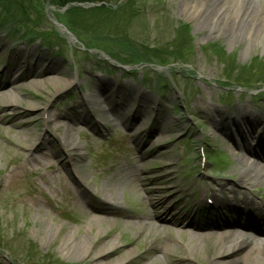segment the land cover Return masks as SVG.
I'll use <instances>...</instances> for the list:
<instances>
[{
    "label": "rangeland",
    "instance_id": "374dc122",
    "mask_svg": "<svg viewBox=\"0 0 264 264\" xmlns=\"http://www.w3.org/2000/svg\"><path fill=\"white\" fill-rule=\"evenodd\" d=\"M62 1L0 0V109L3 97L18 98L0 115V264H96L80 242L68 252L71 229L88 245L115 243L106 264H258L264 249L248 257L249 248L220 251L217 241L232 237L218 229L202 230V247L186 240L198 233L191 223L208 221L198 200L212 191L221 197L219 185L230 198L245 192L252 205L264 203V175L238 166L249 153L237 148L230 122L235 114L264 122V42L250 51L198 31L188 8L198 0ZM239 125L245 134L247 123ZM70 170L102 203L112 193L109 177L135 179L117 184L114 200L135 217L144 180L158 238L145 237L136 218L90 215L92 202ZM250 234L242 236L248 247L257 239ZM170 243L174 253L165 257Z\"/></svg>",
    "mask_w": 264,
    "mask_h": 264
},
{
    "label": "bare ground",
    "instance_id": "6f19581e",
    "mask_svg": "<svg viewBox=\"0 0 264 264\" xmlns=\"http://www.w3.org/2000/svg\"><path fill=\"white\" fill-rule=\"evenodd\" d=\"M188 8L190 9V17L196 21V29L198 31H209L210 30L213 33L219 34L223 39H226L229 44L236 45V46L243 45L245 49H249L250 51H252L256 47L257 44L259 43L263 44L264 42V39H263L264 0H198V2L190 4ZM56 82L66 84L67 79L57 78ZM1 100L3 103L2 106L4 110L0 109V115L3 111H5L6 108L13 109L16 103H18V98L13 93H10L9 97H3ZM92 101L94 103H97L99 100L97 99V96H95L93 97ZM239 119H242L243 121H238ZM45 122L50 123L52 121H45ZM230 122L231 124H233L234 127H236L237 132H238L239 141L237 142V148H242V149L247 148L248 153H249L248 157L244 156L241 158L238 166H240V168L243 169V171L247 174L246 176H248V174H251L255 177H260L264 175V161H262L259 164L257 163L253 165L252 167H250V159H252L254 155L256 156L257 154H259V157L263 159L262 154L264 150V122L254 121V118L252 117V115H246V116L244 115L242 116V118H240V116L236 114L234 115L233 120H231ZM242 122L247 123L248 128L245 127L246 134H248L252 140L257 141L256 149H255L257 151V154H256V151L253 150L254 147L251 149L250 145L244 142V139H245L243 138L244 135L241 134L243 133L242 127L239 125ZM18 126H25V123L23 124V122H19ZM70 127L71 125L70 123H68L65 128L66 134H68V129L70 131ZM259 129H262V130L259 131ZM257 132L259 133L257 134ZM59 139L61 140V138ZM16 141L18 142L17 139ZM30 145L31 144H28L27 146H30ZM2 146L5 149L4 152L9 153L11 151L12 143L6 140L5 146L4 145ZM73 149L74 150L77 149V143L73 144ZM29 158H32V155L29 156ZM22 162H26V159L24 158ZM22 162L18 163L17 165L20 166ZM137 169L140 170L139 167ZM122 173H123L122 176L109 177V179L112 182V185H111L112 193L109 196L106 195V198H104L103 200L104 202L102 203L98 199H96L98 198L96 194L82 187L81 180L79 179L80 177L78 178V174L76 175L73 170H70V174L72 176L71 179L75 185V188L78 189V191H80L81 194H84L87 197H89V200H91V202L93 203V204L90 202L88 203L91 205L88 208V209H91V210H88L90 215L94 217H98V215H113V216L122 217L124 219L136 218L139 221L137 222V224L138 223L140 224L139 227L146 230L145 237H147L148 239H152V240L157 239L158 234L156 232V225H154L155 224L154 221L156 220L154 218V215L152 214L151 209L147 207L145 203L146 198L148 201L150 202L152 201L151 195L153 191L150 190L148 187H146V182L144 180H141V179L140 181L138 180L139 182L142 181L141 186L143 187V191L145 192L146 197H143V202L140 205H138L139 213L134 214L137 217L133 215L131 216L129 213L122 212V207L120 206V204L114 201L117 198V194L115 192L117 191L116 185L120 184L121 182H126V180L129 183L132 181L131 185H133V182L135 180L131 178H129V180L126 179L127 175L124 174V172ZM246 180L248 179L239 175L236 179V182H239L240 184L245 186L244 184L248 185L249 183ZM250 185L252 184H249V186ZM132 191L133 193H135L133 196L136 197L138 193L136 192L137 190L133 188V186H132ZM219 191L226 198H229L228 194H225L224 189L220 185H219ZM242 193L243 195H246L245 192H242ZM205 199L206 197L200 201L201 205L206 204L210 206L215 211L216 214L218 212H224L223 216H226L240 209L241 208L240 205H243L242 202L239 203L238 204L239 206H238V205H234L228 200L220 201L216 199L214 196H210L209 200H205ZM240 200H244V198H240ZM155 204L160 205V202H155ZM251 206L254 208L260 207L259 203H255L254 205H251ZM223 216H218L216 218H219L220 220ZM247 218L249 220H247L246 222L240 221L237 219H230V220L220 221L216 223H214L215 220H209L207 222L208 224H211L209 225L211 227H214L216 225L226 224V225H229L230 227H235L238 229L239 228L244 229L245 227L255 229V227L259 226L257 227V229L264 232V209L259 210V212L257 213V216L253 215V209H252L250 211V216ZM89 222H88V226H91ZM164 222L166 223V220ZM176 223L177 221L174 220L171 224L176 225ZM132 224H135V223L132 221ZM191 224L193 225L194 228L196 229L198 228V233L196 232L189 233L187 235L186 245H190L191 248L192 247L194 248L195 246L198 248V246L202 247L203 245H207L206 239L209 235H205L203 232L199 231L201 230L200 226L197 227L196 225H194V222ZM165 228H167L165 229V232L170 234L171 233L170 227L165 226ZM241 233L243 232H237L231 239H229L226 242H221V241L216 240L218 242L217 248L220 251H227V252H234L236 250L249 248L245 254V257H248L252 249L254 248L257 249L259 252L264 249V238H260V236L258 235L259 237L253 240L254 244L251 247H248L247 239H244L242 237L240 238L235 237L238 234L241 235ZM246 234L247 233H243V235H246ZM170 236H171V239H173L171 241L176 242V240L174 239V234H170ZM79 242L81 243L80 246L83 249L84 255H89L94 252L95 256L98 257V259L95 261L96 264H106L103 260L104 257L112 253L115 250V243L105 244L101 248H99V244L101 245V243L100 242L98 243V240L92 241L90 245L85 244V242L83 241L80 235L75 237V231H73L72 229L65 236L64 246L68 247L67 248L68 252L73 251L74 249H76V244ZM173 246L174 245H172L171 243L169 245L165 244L164 251H163V253H166L165 257H168L167 254L171 255L172 253H174ZM131 253L132 251H129L128 255ZM263 259L256 260L255 262L258 264H264ZM109 264H126V259L125 260L123 259L121 261L114 262V263H109Z\"/></svg>",
    "mask_w": 264,
    "mask_h": 264
},
{
    "label": "trees",
    "instance_id": "16d2710c",
    "mask_svg": "<svg viewBox=\"0 0 264 264\" xmlns=\"http://www.w3.org/2000/svg\"><path fill=\"white\" fill-rule=\"evenodd\" d=\"M65 1H66V0L62 1V3L65 2ZM136 56L138 57V55H136Z\"/></svg>",
    "mask_w": 264,
    "mask_h": 264
}]
</instances>
